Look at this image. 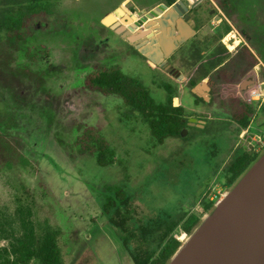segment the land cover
<instances>
[{
    "label": "rangeland",
    "instance_id": "obj_1",
    "mask_svg": "<svg viewBox=\"0 0 264 264\" xmlns=\"http://www.w3.org/2000/svg\"><path fill=\"white\" fill-rule=\"evenodd\" d=\"M159 1L50 0L45 2L51 4L50 11L30 20L23 40L0 43V248L9 247L12 231H22L23 222L30 220L37 245L45 226L57 231L64 264H134L135 250L137 259H143L153 247L140 239L138 222L175 217L186 202L190 212L203 216V202L215 200L229 188L223 187L220 167L217 175L222 177L214 176L192 203L190 188L201 180L196 175L207 174L216 157L207 158L203 150L184 151L186 143L180 137L155 144L141 115L120 97L84 85L90 71L119 66L141 80L157 102L165 101L162 85L166 84L174 91L175 105L183 104L187 115L210 111L205 104L195 107L193 97L182 92V76L196 78L191 72L197 61L170 60L175 69L170 74L102 21L126 26ZM225 1L228 11L235 10L241 18L235 28L241 32L246 27L256 39L260 36L257 43L264 51V0ZM203 2L215 7L210 0ZM243 12L249 13L246 23ZM214 30L215 37L228 33L221 24ZM210 120H217L219 127L223 122ZM89 126L108 143L113 163L98 165L94 154L75 143ZM243 132L235 144L254 142L248 133L240 135ZM226 157L218 156V164ZM115 191L128 197L122 214L130 218L128 229L133 235L110 224L103 212L105 198L114 197ZM187 235L179 228L173 231L180 242ZM0 264L9 261L5 257Z\"/></svg>",
    "mask_w": 264,
    "mask_h": 264
},
{
    "label": "flooded vegetation",
    "instance_id": "obj_2",
    "mask_svg": "<svg viewBox=\"0 0 264 264\" xmlns=\"http://www.w3.org/2000/svg\"><path fill=\"white\" fill-rule=\"evenodd\" d=\"M177 1L179 0H161L150 9L161 3L170 7ZM181 1L185 4L186 9L181 16H176L174 19V28L177 31V25L181 23V20H184L194 32L183 42L176 41L177 46L169 49L168 56L164 57L169 69L159 66L171 74L175 69L168 61H197V67L191 72L197 77L192 78L184 74L182 76V80H184L182 92L184 95L188 93L191 98L193 97L191 104L195 107L205 104L210 107V111L196 110L197 112L187 115L185 106L182 104L183 125L176 137L184 139L186 143L184 151L200 154L203 150V155L207 158L216 157L217 164L218 156L225 154L226 160L229 158L226 163L225 160L218 165L216 163L209 165V171L204 176L196 175L197 179L201 178L200 184L194 189L190 188L193 191L189 196L191 200H194L192 203H195L200 194L198 190L208 187V183H212L214 176L217 178L223 176L225 178L223 187H230L228 185L229 175L225 168L236 156L259 153L264 148V51L261 52L263 45L261 49L257 43V40L261 41L260 36L256 39L246 27L241 29V32L235 28L241 18L235 10L228 11L227 1L216 0V4L210 0L215 7H207L203 0ZM220 8L227 13L228 17ZM242 18L246 23L249 20V13L243 12ZM212 24L214 27L211 26ZM219 24L228 28L227 35L221 37L213 35L214 28ZM143 57L147 59L145 56ZM203 82L206 83L208 89L197 88ZM223 88L225 91H222ZM218 111L226 114V117H222ZM212 118L222 119L221 126L219 127L217 120L214 121L215 123L210 120ZM242 124L245 125L242 126ZM242 129L244 132L240 135L248 133L254 140L247 146L243 143H234ZM221 140H226V143L224 141V145L220 144ZM231 146L233 148L228 154V149ZM220 167L223 168L222 176L217 175ZM199 201H202V197ZM210 201L214 200L207 199L203 204ZM186 204L183 208L188 213L196 214L188 210L190 202H186ZM203 213L205 212L203 211Z\"/></svg>",
    "mask_w": 264,
    "mask_h": 264
},
{
    "label": "trees",
    "instance_id": "obj_3",
    "mask_svg": "<svg viewBox=\"0 0 264 264\" xmlns=\"http://www.w3.org/2000/svg\"><path fill=\"white\" fill-rule=\"evenodd\" d=\"M50 0H0V43L4 39L11 43L21 41L27 33V26L32 18L38 14L48 13ZM173 1V0H171ZM222 5V4H221ZM223 6V5H222ZM84 85L91 90H98L102 94L117 95L123 104L132 112H136L149 127L155 144H162L168 137H176L183 125V109L174 103V91L170 85H162L166 93L164 102H157L151 95L149 88L141 80L124 73L119 66L102 67L90 71L84 79ZM245 124H242L244 126ZM75 143L84 151L95 155L96 163L106 166L113 163V151L99 131L93 127H86L76 138ZM258 153L241 154L231 160L225 171L229 175L228 185L231 186L242 172L258 156ZM114 197L105 198L103 212L108 214V222L123 231H128L129 217L122 214V209L128 205V197L121 191L113 193ZM213 201L203 204V211L211 209ZM165 218L148 219L138 222L136 228L140 230V238L153 247L142 259L131 256L134 264H165L180 244V240L173 236L176 228L189 234L197 225L201 216L188 213L185 208L174 215ZM24 229L13 230L9 247L0 248V260L8 259L9 264H29L36 260L37 264H64L60 248L57 243V231L48 225L42 230L41 242L36 243L35 232L31 221L23 222ZM129 235H133L129 232ZM184 238V236L180 237ZM141 242V243H143ZM139 253V252H138Z\"/></svg>",
    "mask_w": 264,
    "mask_h": 264
},
{
    "label": "water",
    "instance_id": "obj_4",
    "mask_svg": "<svg viewBox=\"0 0 264 264\" xmlns=\"http://www.w3.org/2000/svg\"><path fill=\"white\" fill-rule=\"evenodd\" d=\"M185 9L179 0L170 7L161 3L139 12L126 26L102 21L151 62L169 69L164 59L169 49L194 32L184 20L177 31L174 28V19ZM197 88L208 86L203 82ZM165 264H264V149L213 201Z\"/></svg>",
    "mask_w": 264,
    "mask_h": 264
},
{
    "label": "bare ground",
    "instance_id": "obj_5",
    "mask_svg": "<svg viewBox=\"0 0 264 264\" xmlns=\"http://www.w3.org/2000/svg\"><path fill=\"white\" fill-rule=\"evenodd\" d=\"M106 22H112L111 20H107Z\"/></svg>",
    "mask_w": 264,
    "mask_h": 264
},
{
    "label": "crops",
    "instance_id": "obj_6",
    "mask_svg": "<svg viewBox=\"0 0 264 264\" xmlns=\"http://www.w3.org/2000/svg\"><path fill=\"white\" fill-rule=\"evenodd\" d=\"M174 237H176V236H174Z\"/></svg>",
    "mask_w": 264,
    "mask_h": 264
}]
</instances>
